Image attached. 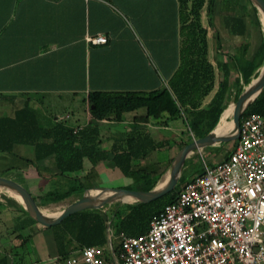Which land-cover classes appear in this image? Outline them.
<instances>
[{"label":"crops","instance_id":"1","mask_svg":"<svg viewBox=\"0 0 264 264\" xmlns=\"http://www.w3.org/2000/svg\"><path fill=\"white\" fill-rule=\"evenodd\" d=\"M185 11L183 0H0V119L14 117L31 103L35 107L54 109L56 122L58 118L70 116L71 120L79 115L80 118L75 117L69 124L82 129L91 122L90 118L82 122L80 115L91 92L149 94L168 88L183 65ZM236 16L244 22V34L234 33L228 25ZM226 34L244 39L246 43L248 26L240 10L224 17L223 31L220 30L219 35ZM97 36H106L107 43L89 42V38ZM221 48L222 41L217 42L216 49L223 56L211 59L212 49L208 45L207 59L214 68L215 84L203 99L202 108L210 105L224 80L222 65H231V58L237 57ZM231 68L230 82L237 74V69L232 65ZM230 96L226 98V108L215 130L221 124ZM146 113V108H141L123 114L121 121L99 122V148L112 157L114 145L122 142L127 134L137 131L156 138L153 130L164 128L156 121L136 124V118ZM172 142L174 140L167 147L151 152L144 160L136 161L135 170L146 172V161L158 151L173 149L175 142ZM215 146H226V143L211 147ZM234 146L235 143L232 150ZM9 159L10 164L0 163V174L10 170L21 172L33 193L27 190L40 201L61 188L68 191L77 186L75 181L57 175L54 158L31 164L35 162L32 146L16 145L12 153L0 156L2 161ZM117 169L112 159L94 169L85 161L80 179L88 190L98 188L97 183ZM162 183L155 182L153 189ZM50 229L40 224L33 226L34 236L24 264H63L78 248L71 243L69 248L59 250L54 231Z\"/></svg>","mask_w":264,"mask_h":264},{"label":"trees","instance_id":"2","mask_svg":"<svg viewBox=\"0 0 264 264\" xmlns=\"http://www.w3.org/2000/svg\"><path fill=\"white\" fill-rule=\"evenodd\" d=\"M249 1L259 13L254 2ZM218 2L219 0H196L192 8L196 20L200 19V11L205 5L208 6L211 14ZM234 6L237 10L240 8L245 10L243 6L241 7L240 0H234ZM186 13L187 11L184 14V23ZM228 25L232 27L234 33H245L244 22L238 16L232 17ZM198 27L196 23L184 26L187 39L183 53V65L168 88L149 94L91 92L87 102L92 119L82 129L73 128L67 123L56 122L53 117H45L41 110L27 103L14 117L0 119V153L9 154L13 152L16 145H26L35 149V162L31 161V164L54 158L58 169L57 175L77 183V186L65 192L67 196L79 194L82 198L88 190L80 179V175L85 170V161H89L94 169L101 162L112 159L125 177L141 176L146 179V176H142L145 171L135 170L134 163L144 160L153 151L167 147L170 140L159 141L149 133L136 131L127 134L122 142L114 145L111 157L108 151L99 148V122L121 121L123 114L146 108V115L136 118V124H149L156 121L167 128L174 121H182L194 138H204L218 126L226 108V98L233 91L232 88L235 90V101L237 102L244 91L242 81L245 84L251 82L252 75L248 74V71L252 69L255 72L264 66V43L252 64L242 58H231V65L237 69L235 81L233 83L229 81L231 65L223 64L224 80L210 105L202 108L203 99L214 87L215 74L213 66L207 59V41L204 38L199 39L200 33L206 36V30L198 29ZM232 110L225 112L223 117ZM251 114L264 117V89L248 107L243 117ZM221 129L222 127L219 131ZM192 142V138L188 142H183L182 148ZM186 182L188 181H184L183 184ZM154 186L155 183L145 180L143 188L139 191L148 192ZM172 194L165 206L173 203L179 192L173 191ZM62 198L64 196L56 192L41 198V201L59 202ZM34 199L38 206H41L40 200L36 197ZM161 200L151 203L137 201L127 204L116 203L111 208L109 207L107 213L111 214L113 220L111 230L114 227L118 232V240L121 234L140 236L147 233L151 220L162 210ZM4 212L17 215L12 219V232L9 234V236L15 235V240L14 242L10 240L11 246L4 247L3 251H0V264H24L23 261L28 254V245L34 236L33 226L38 222L29 214L25 205L15 198H5V203L0 202V214ZM102 212L101 210L79 212L52 227L59 250L69 248L71 243L77 244L78 247L105 244V235L100 238L101 234L106 232ZM15 241H18V244ZM116 249L118 250L119 247Z\"/></svg>","mask_w":264,"mask_h":264},{"label":"built area","instance_id":"3","mask_svg":"<svg viewBox=\"0 0 264 264\" xmlns=\"http://www.w3.org/2000/svg\"><path fill=\"white\" fill-rule=\"evenodd\" d=\"M119 242L118 250L113 242L75 248L63 264H264V117H242L228 159L204 161L147 233L121 234Z\"/></svg>","mask_w":264,"mask_h":264},{"label":"rangeland","instance_id":"4","mask_svg":"<svg viewBox=\"0 0 264 264\" xmlns=\"http://www.w3.org/2000/svg\"><path fill=\"white\" fill-rule=\"evenodd\" d=\"M185 3V10L187 11L186 15V21H185V27L190 25L191 23H196L199 27L198 29H205L206 30V36L202 33L199 34V39L202 40L203 38L207 41V44L210 45V49H212V56L211 59L217 58L219 54L216 49L217 42L222 41V50L227 51V54H236L238 58H242L248 63L252 64L253 60L255 59V56L259 49L261 48L262 44L264 43V18L262 14L256 11L255 7L251 4L249 0H240L241 7L243 6L245 10L240 8V11L247 23L248 26V39L246 43H244V39L238 38V37H228V35L223 36L219 35V31H223L224 26V17L229 14H234L237 9L234 6V0H219L217 5L214 7L212 13H209L208 6L205 5L201 11H200V19L196 20V15L193 13V7L196 3V0H183ZM212 22V23H211ZM186 34V31H185ZM187 39V36L185 35V41ZM223 56V55H222ZM221 57V56H220ZM224 58H226L224 56ZM262 68L257 69L255 72L250 69L248 71V74L252 75L250 84L256 80L262 71ZM236 75H233L232 77V83L235 81ZM245 84L244 81H242V86L244 90L250 85ZM233 91L231 92V96L228 99V108L225 112H229L231 109L234 108V104H236L235 101V90L232 88ZM37 109L41 110V113L45 117H53L57 114L54 109L46 106V107H38ZM80 115L82 117V122H87V119H92L91 114H89V105L88 102L85 103L82 107V110L80 111ZM80 118L79 115H74L69 122L72 124L74 119ZM230 121H233V117L229 119ZM70 125V124H69ZM151 129L150 131H152ZM154 135H157L156 138L161 140H170L175 142V146L173 149H166L162 151H158L152 155L150 159H148L145 163V167L147 168L146 172L143 173L142 176H146V179L142 178L141 176H131V177H125L121 173L119 169L111 175H106L104 178L97 183L98 188H91V191H96V189L99 188H123V189H130L133 191H139L143 188V185L145 184V180L147 182L158 184L165 181V179L169 176L170 170L166 172L168 169H171V166L173 164V161L175 160L176 156L179 154V152L183 149V142H188L191 138L196 139L193 137L192 133H189V128L185 126V124L182 121H174L170 124L169 128H162L159 130H153ZM172 142V143H174ZM236 142V141H235ZM235 142H229L226 143V146H215L210 147L204 150L195 151L193 154H191L188 159L185 162V165L183 167V171L181 174V178L177 184L175 192H180L182 188L184 187V181H190L197 175H199L202 171V164L204 161H206L209 165H214L217 162L222 161L225 159V157L229 154V152L232 150V147ZM2 154L0 153V156ZM171 158V159H169ZM1 165H5L7 163H11V160L8 161H2L0 160ZM142 166V165H141ZM3 178H7L10 180H13L21 185H23L26 189H29V191H32L29 184L26 182V180L23 178V174L19 171H6L2 172ZM141 177V178H140ZM60 195L64 196V198L61 199L59 202H48L40 201L41 206H39L45 213L54 216L62 212L66 207L71 205L74 200L77 198H80V196H67L65 195L66 190L62 189L58 191ZM168 194L160 199V205L162 210L166 207L165 204L168 203L172 197ZM0 202L5 203V198H14L12 194L6 191L0 190ZM16 199V198H15ZM17 200V199H16ZM159 200V199H158ZM19 203H21L19 200H17ZM46 202V203H44ZM116 204V203H115ZM49 205V206H48ZM58 206V207H57ZM114 206V204L110 205ZM45 207L46 209H44ZM111 208V207H110ZM91 210H97V209H91ZM102 212V217L105 220V227L106 232L105 234H101L100 238L105 235L106 240L105 244L101 246H107L110 244L109 242V234L112 236V240L116 247H119V240H118V232L113 227L111 230V225L113 224V220L111 219V214L107 213L108 210L99 209ZM161 210V211H162ZM15 213H2L0 215V251H3L4 247H10V242L15 240V235L9 236L11 234L12 225H13V217L16 216ZM53 230V229H50ZM112 232V233H111ZM11 240V241H10ZM14 242V241H13ZM16 244H18V241H15ZM13 244V243H12ZM77 248V247H76ZM31 249V246H29V250Z\"/></svg>","mask_w":264,"mask_h":264},{"label":"water","instance_id":"5","mask_svg":"<svg viewBox=\"0 0 264 264\" xmlns=\"http://www.w3.org/2000/svg\"><path fill=\"white\" fill-rule=\"evenodd\" d=\"M264 18V0H252ZM264 89V66L260 76L253 81L241 94L234 106L233 123L235 130L227 136H216L215 131L211 132L204 138L193 140V142L185 146L176 157L172 169L166 183L162 187H157L151 191H133L123 188H99L96 191L87 190L84 196L66 207L57 215L51 216L45 213L35 201L33 195L21 184L0 177V190L9 192L13 197H19L29 212V214L45 228H52L61 224L66 218L86 210L104 209L109 205L120 203L127 204L133 201L142 203L154 202L171 192H173L181 178L183 167L188 157L195 151L203 150L207 147L217 145L219 143L235 142L239 139L241 128V119L248 107L259 97ZM254 96V98H253ZM92 192L97 195L93 196ZM109 242L112 244V236L109 234Z\"/></svg>","mask_w":264,"mask_h":264},{"label":"bare ground","instance_id":"6","mask_svg":"<svg viewBox=\"0 0 264 264\" xmlns=\"http://www.w3.org/2000/svg\"><path fill=\"white\" fill-rule=\"evenodd\" d=\"M255 82V80H254ZM254 98V96H253ZM233 112H234V108L233 110L228 114L226 115L225 117L222 118V121H221V124L220 126L218 127V129L215 131V135L216 136H227V135H230L234 132L235 130V125L233 123V121H230L229 119L231 117H233ZM222 127L221 131H219V129ZM168 179V178H167ZM166 179H165V182H163L159 187H162L165 183H166ZM93 196H96L97 193L96 192H92ZM1 197V196H0ZM16 198L17 200L21 201V199L19 197H14ZM49 206V205H48ZM58 207V206H57ZM44 209H46L45 207H43Z\"/></svg>","mask_w":264,"mask_h":264}]
</instances>
